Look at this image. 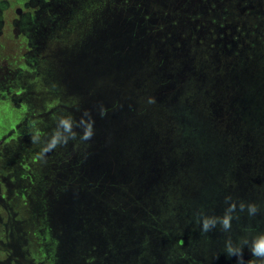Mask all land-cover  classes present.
<instances>
[{
	"label": "rangeland",
	"instance_id": "1",
	"mask_svg": "<svg viewBox=\"0 0 264 264\" xmlns=\"http://www.w3.org/2000/svg\"><path fill=\"white\" fill-rule=\"evenodd\" d=\"M138 175L180 263L264 264V0H0V264H155L114 213Z\"/></svg>",
	"mask_w": 264,
	"mask_h": 264
},
{
	"label": "trees",
	"instance_id": "2",
	"mask_svg": "<svg viewBox=\"0 0 264 264\" xmlns=\"http://www.w3.org/2000/svg\"><path fill=\"white\" fill-rule=\"evenodd\" d=\"M113 49H115V48H113ZM189 160H190V158H189ZM143 162H144L143 160H140V162L138 163V166H141V168H140L141 170H139V169H137V170H139V172L141 171V173L143 175H145L144 167L142 165ZM187 162L188 161L184 162V165ZM195 162H196V160H195ZM189 164H191V163L189 162ZM145 169H146L147 173H149L150 170H148V168H145ZM74 171L77 173V170H74ZM189 171L190 170H188V172ZM189 174H190V172H189ZM66 175H67L68 179H69V177H74V173H72V172H70V174H66ZM135 177H136V179H134L133 182L131 183L132 184V187H131V193L132 194H130V196L126 197L127 198L126 203L128 205L126 207V210H118V209L114 210L115 214H118L121 216L119 218H124L123 220L124 221L126 220L128 222L127 223L128 228H129L130 222L132 223L134 220H137V221H134L135 223L137 222L136 225L138 224L136 226V228H137L136 230L139 233V234L137 233L138 234L137 238L139 236H141L142 238L138 239V241L136 240V243H135L138 245L139 248L136 245L135 246L136 249L132 250V251H138V253L136 254L135 260L137 261L139 259V261H140V259L142 257L147 258V255L149 253V254H151L150 260L153 261L155 264H168V263L169 264H173V263L174 264H184V263H180L179 261L184 256L185 257H187V255L190 256L191 252H190V244L189 243L192 241L187 242L188 247L186 248V250H184L185 247H184V242L182 241V239L179 238L178 240H176L177 239L176 234L179 231L178 228H170V230L167 231L165 229V227L162 228V226L161 227L158 226V221L161 218H163L162 216L165 212H163V211L158 212L157 207H155L154 209H150V208L147 209L146 208V206L148 205L147 203L150 199L148 200L149 197L147 198L146 195H145L146 196L145 197L144 194H141L138 192L142 186V182L145 179L144 178L145 176L138 175ZM81 181L83 182L84 179L81 178ZM176 182H180L179 183L181 185L180 188L185 186V188H189V190L190 189L202 190L201 189V187H202L201 183H199L198 181L195 182L194 180H190L189 177L186 175V172H183V174L180 177H178V181H176ZM79 185L80 186L82 185L81 189H84V192L81 195L84 198V203H86V201L89 200V198H90L88 196V193H87L88 192L87 187L85 186L84 183L79 184ZM146 185L149 186L147 188L148 190L154 191V185L153 184H146ZM227 185H231V184L227 183L225 186V190H226ZM158 186L160 187L159 182H158ZM77 187L78 186H76V188L74 187L73 189H75L77 191ZM122 191L124 192V189H122ZM158 192H159V188H158ZM154 194H155V192H154ZM203 195H205V196H202V194H201L200 197L206 198V196L208 194L205 193ZM100 198L104 199V197L101 195L97 198V201L99 203L103 201V200L100 201ZM162 202L159 200L158 204L160 206H164V204ZM84 203L81 204V207L85 206ZM132 215H136V218H134V216H132ZM165 217H167V216H165ZM171 217L174 219L175 217H177V214L169 215L168 219H170ZM103 218H105V217H102V219ZM173 222H175V221H173ZM172 225H179V223L175 222ZM126 231H127V229H126ZM173 231H174V233H172ZM129 234H130V232H129ZM143 235H149L150 236L148 238L147 242L143 241L144 240ZM193 244H194V241H193ZM195 245H196L195 247H198L196 242H195ZM154 247H156L157 253H155V254L158 255L157 257H155L151 253L152 252L151 250H153ZM195 247H192V248H195ZM200 248L202 249L201 246H200ZM60 254L62 257L63 253H60ZM69 254H70V256H67L64 252L65 257L60 258V260H64L66 258L71 259V260L76 259V258L72 257V255H74V251H70ZM152 255H153L154 259H153Z\"/></svg>",
	"mask_w": 264,
	"mask_h": 264
},
{
	"label": "clouds",
	"instance_id": "3",
	"mask_svg": "<svg viewBox=\"0 0 264 264\" xmlns=\"http://www.w3.org/2000/svg\"><path fill=\"white\" fill-rule=\"evenodd\" d=\"M226 200L229 198L226 197ZM235 205L230 204L226 210L225 215L221 217H202L201 218V230L204 232L209 231L211 228L216 227L219 223L224 231H228L231 227V213L235 210ZM240 210H245V205L241 203L239 205ZM257 212V206L255 204L247 205V213L249 216L255 215ZM246 243V242H245ZM241 247H233L230 241H226L225 244V253L230 257L235 255L237 257V264H244L243 258L241 256ZM250 253L252 256L264 259V235L259 236L258 238L252 241L250 247Z\"/></svg>",
	"mask_w": 264,
	"mask_h": 264
}]
</instances>
